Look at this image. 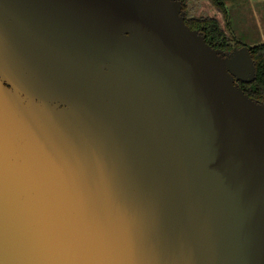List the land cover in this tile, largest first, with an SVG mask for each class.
<instances>
[{
  "label": "water",
  "instance_id": "water-1",
  "mask_svg": "<svg viewBox=\"0 0 264 264\" xmlns=\"http://www.w3.org/2000/svg\"><path fill=\"white\" fill-rule=\"evenodd\" d=\"M255 77L180 0H0V264H264Z\"/></svg>",
  "mask_w": 264,
  "mask_h": 264
},
{
  "label": "rangeland",
  "instance_id": "rangeland-1",
  "mask_svg": "<svg viewBox=\"0 0 264 264\" xmlns=\"http://www.w3.org/2000/svg\"><path fill=\"white\" fill-rule=\"evenodd\" d=\"M229 8L230 18L239 27H233L236 35L241 38H249V43H260L264 41V0H224ZM205 5V6H203ZM197 15L215 16L218 11L208 2H202L197 7ZM248 21V23H246ZM224 26L223 21L221 22ZM234 23V22H233ZM246 26V27H245ZM225 27V26H224Z\"/></svg>",
  "mask_w": 264,
  "mask_h": 264
},
{
  "label": "trees",
  "instance_id": "trees-1",
  "mask_svg": "<svg viewBox=\"0 0 264 264\" xmlns=\"http://www.w3.org/2000/svg\"><path fill=\"white\" fill-rule=\"evenodd\" d=\"M220 11H225L223 0H210ZM193 29L203 30L207 42L216 49H228L225 46L226 32L218 19H201L191 23ZM253 59L256 65V77L251 83L239 82V85L250 97L264 102V43L251 48Z\"/></svg>",
  "mask_w": 264,
  "mask_h": 264
},
{
  "label": "flooded vegetation",
  "instance_id": "flooded-vegetation-1",
  "mask_svg": "<svg viewBox=\"0 0 264 264\" xmlns=\"http://www.w3.org/2000/svg\"><path fill=\"white\" fill-rule=\"evenodd\" d=\"M180 1L182 3V11L184 12L185 22L190 28H192L191 27V23H193V21H197V20H201V19L210 18V19H218L220 22L223 21L225 27L223 25H222V27H223L224 31L227 33L226 34L227 39H226V42H225V46H227V48H228V49H225L224 51H231L234 48H241V47L252 48V47H254V46L258 45V44L264 43V41L260 42V43H254V44L253 43H249L248 42L249 38H247V37L246 38L239 37V34L241 33L240 31H239L238 35H236L234 33L233 27H237V26L239 27V25L236 23V21H234L232 18H230L231 15L229 14V10H228L229 8L225 4L224 0H223V3H224L225 11L218 10L215 7V5L212 4V2L210 0H180ZM202 2H208L210 5L215 7L218 10L216 12V15L215 16L214 15L213 16L202 15V14L197 15V10L196 9L198 7V4L200 5ZM203 6H205V5H203ZM246 23H248V21ZM195 30H198V31L204 33L203 30L196 29V28H195Z\"/></svg>",
  "mask_w": 264,
  "mask_h": 264
}]
</instances>
